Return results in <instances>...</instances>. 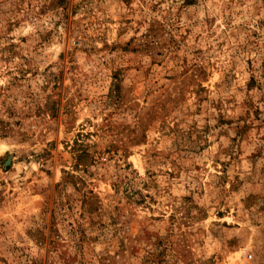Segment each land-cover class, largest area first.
<instances>
[{"label":"rangeland","instance_id":"rangeland-1","mask_svg":"<svg viewBox=\"0 0 264 264\" xmlns=\"http://www.w3.org/2000/svg\"><path fill=\"white\" fill-rule=\"evenodd\" d=\"M0 264H264V0H0Z\"/></svg>","mask_w":264,"mask_h":264}]
</instances>
